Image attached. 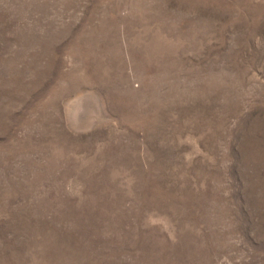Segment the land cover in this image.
I'll return each mask as SVG.
<instances>
[{
  "label": "rangeland",
  "instance_id": "rangeland-1",
  "mask_svg": "<svg viewBox=\"0 0 264 264\" xmlns=\"http://www.w3.org/2000/svg\"><path fill=\"white\" fill-rule=\"evenodd\" d=\"M0 264H264V0H0Z\"/></svg>",
  "mask_w": 264,
  "mask_h": 264
}]
</instances>
